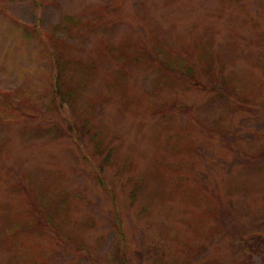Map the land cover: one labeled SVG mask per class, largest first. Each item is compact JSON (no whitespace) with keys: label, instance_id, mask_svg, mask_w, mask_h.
<instances>
[{"label":"rangeland","instance_id":"374dc122","mask_svg":"<svg viewBox=\"0 0 264 264\" xmlns=\"http://www.w3.org/2000/svg\"><path fill=\"white\" fill-rule=\"evenodd\" d=\"M247 229L264 0H0V264H264Z\"/></svg>","mask_w":264,"mask_h":264},{"label":"trees","instance_id":"16d2710c","mask_svg":"<svg viewBox=\"0 0 264 264\" xmlns=\"http://www.w3.org/2000/svg\"><path fill=\"white\" fill-rule=\"evenodd\" d=\"M171 61H165V66L170 70V68L171 69H173V67L172 66H168V64L170 63ZM182 66H184L183 64H181V67ZM170 67V68H169ZM173 71L174 72H180L179 73V75H184V70H179L178 69V67H177V65L174 67V69H173ZM190 73V75H191V72H189ZM61 86H62V82L60 81V79H59V76L58 75H56V80H55V95L56 94H58L59 95V97H61L62 99H64V96L65 97H67V99H69V101H70V99H71V97H72V95H73V91L72 92H70V93H65L63 90H62V88H61ZM64 94V95H63ZM108 157H109V154H108V156L106 157V159H108ZM244 248H245V250H247L248 251V253H247V256H246V258L248 257H250V255L254 252V251H256L258 248H263L264 249V236H262V237H254V238H252L251 240H248V241H246V243L244 244ZM121 261H122V258H121ZM239 264H253L252 262H247V261H240L239 262Z\"/></svg>","mask_w":264,"mask_h":264}]
</instances>
